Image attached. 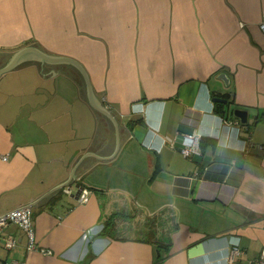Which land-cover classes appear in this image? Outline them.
I'll use <instances>...</instances> for the list:
<instances>
[{
    "label": "crops",
    "instance_id": "crops-1",
    "mask_svg": "<svg viewBox=\"0 0 264 264\" xmlns=\"http://www.w3.org/2000/svg\"><path fill=\"white\" fill-rule=\"evenodd\" d=\"M262 21L264 0H0V66L32 46L72 59L109 113L72 64L32 59L0 76V216L30 206L36 249L9 225L17 246L0 259L256 264ZM183 134L199 137L195 155L182 156Z\"/></svg>",
    "mask_w": 264,
    "mask_h": 264
},
{
    "label": "built area",
    "instance_id": "built-area-1",
    "mask_svg": "<svg viewBox=\"0 0 264 264\" xmlns=\"http://www.w3.org/2000/svg\"><path fill=\"white\" fill-rule=\"evenodd\" d=\"M258 30L262 34H264V21H262L258 25ZM199 137L197 135L193 134H183L182 136H179L178 139H175V142L179 144V150L182 154V156L190 157L192 155H195V149L196 145L198 144ZM249 151V150H247ZM256 152L262 154L264 153V146L258 145L256 147ZM1 159L3 161H7L6 156H1ZM88 196L89 191L82 189L78 195L79 202L84 204L88 202ZM32 212L31 207H20L16 208L13 211L4 213L2 216H0V249L2 251L10 252L12 251L16 246L17 242L13 238L6 237L4 234V231L6 228L9 227V225H14L19 228L21 233L24 237H26L27 240V246L26 250H36L35 249V241L33 237V228L31 225L32 222ZM229 261H232L235 257H238L242 252L238 247H232L229 250ZM44 254H50V252L43 251ZM0 264H22L20 262H16L13 260H1ZM256 264H264V250L260 253L258 259L256 260Z\"/></svg>",
    "mask_w": 264,
    "mask_h": 264
},
{
    "label": "water",
    "instance_id": "water-1",
    "mask_svg": "<svg viewBox=\"0 0 264 264\" xmlns=\"http://www.w3.org/2000/svg\"><path fill=\"white\" fill-rule=\"evenodd\" d=\"M32 59H37L40 62H44V63L45 62L54 63V64L65 63V64H72L73 66H75L79 70L81 75H83L85 87L87 88V97H88L91 107L93 108V110L98 111L102 113L103 115L109 117V113L105 111L101 105L98 104L96 99H94L87 75H85V72L83 71V69L78 64H76L72 59H67V58L59 57V56L57 57L48 56L46 54L41 53L35 46L25 47L15 52L13 55H11L8 58V60L0 66V76L7 74L9 71L13 70L18 65H20V63H23V62H26ZM217 79L219 81H222L226 88L229 87L230 81L225 73H220L217 76ZM213 101L215 103L219 102L222 104H226V101L222 100L219 97L215 98ZM230 115L237 118L240 121V124L242 125L247 123L248 116L245 110H240V109L231 110Z\"/></svg>",
    "mask_w": 264,
    "mask_h": 264
},
{
    "label": "trees",
    "instance_id": "trees-1",
    "mask_svg": "<svg viewBox=\"0 0 264 264\" xmlns=\"http://www.w3.org/2000/svg\"><path fill=\"white\" fill-rule=\"evenodd\" d=\"M217 106H218V109H219V110H218V113L220 112V115H222L221 117H222V118H225L224 115H223V110H220V109L222 108V106L219 105V104H218ZM104 232H105V229L103 230L102 233H104Z\"/></svg>",
    "mask_w": 264,
    "mask_h": 264
},
{
    "label": "rangeland",
    "instance_id": "rangeland-1",
    "mask_svg": "<svg viewBox=\"0 0 264 264\" xmlns=\"http://www.w3.org/2000/svg\"><path fill=\"white\" fill-rule=\"evenodd\" d=\"M0 257H2V252L0 251Z\"/></svg>",
    "mask_w": 264,
    "mask_h": 264
}]
</instances>
